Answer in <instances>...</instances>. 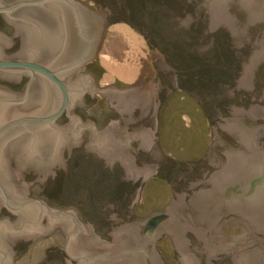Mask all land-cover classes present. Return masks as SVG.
Masks as SVG:
<instances>
[{
  "label": "rangeland",
  "instance_id": "374dc122",
  "mask_svg": "<svg viewBox=\"0 0 264 264\" xmlns=\"http://www.w3.org/2000/svg\"><path fill=\"white\" fill-rule=\"evenodd\" d=\"M82 2L106 14L107 34L98 57L86 67L93 73V77L88 75L94 87L127 90L136 81L140 87L121 98L99 93L91 98L84 93L81 101L87 107L74 104L73 114L83 124L92 122L98 131L118 122L130 134L148 133L144 145L133 140L129 147L136 154L131 156L138 167L148 166L155 172L145 180L127 177L122 164L115 161L119 157L100 158L86 147L89 132L85 130L80 146L64 151L65 167H54V174L43 184H31L28 197L60 209L74 208L78 218L90 224L99 238L112 243L117 227L168 213L180 193L189 202L202 189H211L210 184L194 189L189 184L215 174L234 154L247 152L231 131L230 122L237 109L264 108V65L254 70L247 91L238 87L244 65L264 46V21L249 20V0H229L235 28L219 26L214 31L209 30L208 0ZM0 32L7 37L14 33L1 15ZM12 44L4 50L5 55L20 50V35ZM110 49L116 53L111 63L102 55ZM21 78L20 84L0 81V86L21 93L28 82V78ZM137 93L147 96L144 108L135 107L131 116L121 114L118 102ZM242 121L250 127L264 126V117L245 115ZM68 122L66 116L55 124L64 126ZM224 202L223 195H215L207 200L204 210L180 209L181 220L205 236ZM4 217L10 222L18 218L1 205L0 219ZM220 225L229 234L230 244L212 264H237L241 254L257 246L256 233L237 213L223 215ZM184 236L198 264H209L203 240L191 232ZM65 244L64 232L57 227L45 238L18 241L12 247L17 251L13 262L66 264L65 258L77 264L65 253ZM259 247L264 251V236ZM154 249L163 264H182L169 233L157 239Z\"/></svg>",
  "mask_w": 264,
  "mask_h": 264
},
{
  "label": "water",
  "instance_id": "95a60500",
  "mask_svg": "<svg viewBox=\"0 0 264 264\" xmlns=\"http://www.w3.org/2000/svg\"><path fill=\"white\" fill-rule=\"evenodd\" d=\"M12 1L16 0H0V15L5 24L14 28L11 37L0 32V81L20 84L21 76L28 78L22 73H29L31 78L21 93L0 86V206L4 205L12 215L18 216L14 222L7 217L0 219V264H14L17 251L12 247L18 241L45 238L57 227L62 228L66 237L65 253L77 264H163L154 245L166 233L172 236L182 264H198L185 239L186 232L195 233L203 240L209 264H212L213 258L230 244L229 234L220 225V218L230 213L244 216L257 236V246L241 254L237 264H264V251L259 247L260 237L264 236V126L250 127L242 121L245 115L264 117V108L258 106L248 111L237 109L230 122L231 131L246 146L247 152L234 154L215 174L189 184L192 189L210 184L211 189H202L189 202L180 193L168 213L117 227L112 243L99 238L90 224L78 218L74 208L60 209L28 197L31 184H43L55 166L65 167L64 151L80 146L85 130L89 132L86 147L100 158L128 156L132 160L134 152L128 145L126 133L119 132L113 123L98 131L90 121L83 124L80 117L73 114V109L74 104L87 107L81 101L84 93L91 98L95 93L102 97H121L136 91L140 82L136 81L127 90L114 86L103 89L95 88L88 74H70L93 60L100 50L107 34L104 11L96 13L79 0H22L5 6ZM249 1V20L253 23L264 21V0ZM208 3L209 30L214 31L219 26L234 30L235 24L228 11L229 0H208ZM45 4L60 8L65 14L66 28L73 27V32L66 36L70 46L66 48L65 57L41 52L48 49L58 53L61 49L56 43L58 32L53 26V16L34 22L28 17L32 8L14 11L23 6ZM18 35L20 50L5 55L4 50L13 45V38ZM260 65H264V46L244 65L238 83L241 91L250 88L254 70ZM37 75L41 77L37 79ZM63 114L69 122L64 126L56 125ZM215 195H223L225 202L204 236L181 220L179 210H204L207 200ZM158 217L161 220L150 226Z\"/></svg>",
  "mask_w": 264,
  "mask_h": 264
},
{
  "label": "flooded vegetation",
  "instance_id": "af4514ba",
  "mask_svg": "<svg viewBox=\"0 0 264 264\" xmlns=\"http://www.w3.org/2000/svg\"><path fill=\"white\" fill-rule=\"evenodd\" d=\"M19 1H22V0L12 1V2L8 3L5 6H10V5L16 4ZM79 1L82 2L83 0H79ZM47 5H49V4L23 6V7H20L18 9L14 10V11H17V10H20V9H23V8H32L33 11L28 14V17H29L30 20H32L34 22L42 21L43 20L42 17L48 18V17H52L53 16L54 17L53 26L55 27V31L58 32V40H57L58 42L56 41V43L60 44L61 49H60V51L58 53L49 51L48 49H43V50H41V52L49 53V54H55V56H57L59 58H62V57L66 56V54H67L66 48L68 47V45L70 46V42L69 41L67 42L66 36H67L68 32H73V27L71 26L70 28H66L67 27L66 23H65L66 22V18L64 17L65 14L63 13V11L60 8H58L57 6H54V5H49V6H47ZM91 10H93L96 13H99L96 9H94L92 7H91ZM71 45H73L72 47H74L76 45V41H75V43L72 42ZM98 55H99V50H97L96 57L93 60L89 61L88 63H86L82 67L71 71L70 74H73L74 76H76V75L78 76L79 74L82 75V74H86L87 73V74L92 75V77H93L92 71L91 70L90 71L87 70L86 67L91 65V64H93V62L96 60ZM26 61H30V60H26ZM34 62L37 63V64H40L42 66H45L44 64H42V63H40L38 61H34ZM22 74L26 75L28 77V82H29V80L31 78V75L29 73H22ZM38 77H41V76L37 75L36 78L38 79ZM63 79L65 80L64 77H63ZM36 80H35L32 88H34V86L36 84ZM65 81H67V80H65ZM64 117L66 118V114H63L57 121L61 120ZM159 220H161V217L155 218L154 220H152L150 222V226H154Z\"/></svg>",
  "mask_w": 264,
  "mask_h": 264
},
{
  "label": "bare ground",
  "instance_id": "6f19581e",
  "mask_svg": "<svg viewBox=\"0 0 264 264\" xmlns=\"http://www.w3.org/2000/svg\"><path fill=\"white\" fill-rule=\"evenodd\" d=\"M127 35V34H126ZM128 39V38H127ZM130 40V39H129ZM128 41V40H127ZM130 43V42H129ZM131 44V43H130ZM102 55H103V57L105 58V59H107L108 61H109V63H111L112 61H114V57H115V55H116V53H114V51H112L111 49L110 50H108V51H105L104 53L102 52ZM138 95V93L137 94H135V96L132 94V95H127V96H129L128 97V99L126 100L125 98L126 97H124L123 98V101H119L118 103H119V105H118V110H119V112L121 113V114H125V113H128L130 116H131V114L133 113V111H134V108L135 107H143L144 108V106H145V100H144V98L146 99L147 98V96H142L141 95V97H139V96H137ZM137 96V97H136ZM113 97V96H112ZM116 97V96H115ZM121 98V97H120ZM112 100V99H111ZM119 100V99H118ZM121 100V99H120ZM128 101V102H127ZM126 102V103H125ZM148 103H150V102H148ZM136 110V109H135ZM127 114V115H128ZM113 124H115L116 125V127L118 128V131L119 132H122V133H126L127 135H128V137H129V143H128V145L133 141V140H139L140 141V143H141V145H144L145 144V140L147 139L145 136H147L148 135V133H145V131H143V132H138V133H128L125 129L123 130V129H121L120 128V126L118 125V122H113ZM121 125V124H120ZM149 134L150 135H152V132H149ZM144 137L146 138V139H144ZM148 137V136H147ZM151 139V138H150ZM147 142V141H146ZM152 142V141H151ZM150 143V142H149ZM147 144V143H146ZM150 145H152V144H150ZM130 146V145H129ZM117 159V158H116ZM135 158H133L132 157V160H130L129 158H127L126 156H122V157H119V160L117 159V160H115V159H113V160H115V161H119L121 164H122V166L124 167V169H125V171H126V174H127V177H129V178H132V179H134L135 181L136 180H138V179H140V177L141 178H143L144 180L148 177V176H150V175H152L155 171H154V169H152L151 167H148V166H145V167H143V168H140V167H138L137 165H136V163H134V160ZM55 167H57V166H55ZM52 174H54V172L53 171H51L50 172V174L48 175V176H50V175H52Z\"/></svg>",
  "mask_w": 264,
  "mask_h": 264
}]
</instances>
